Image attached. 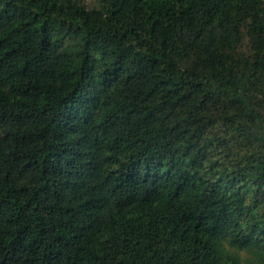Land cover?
Listing matches in <instances>:
<instances>
[{
	"label": "trees",
	"instance_id": "trees-1",
	"mask_svg": "<svg viewBox=\"0 0 264 264\" xmlns=\"http://www.w3.org/2000/svg\"><path fill=\"white\" fill-rule=\"evenodd\" d=\"M0 264H264V0H0Z\"/></svg>",
	"mask_w": 264,
	"mask_h": 264
},
{
	"label": "rangeland",
	"instance_id": "rangeland-1",
	"mask_svg": "<svg viewBox=\"0 0 264 264\" xmlns=\"http://www.w3.org/2000/svg\"><path fill=\"white\" fill-rule=\"evenodd\" d=\"M76 49L72 46V44H70L68 47H66V50H63V54L64 55H71L76 53Z\"/></svg>",
	"mask_w": 264,
	"mask_h": 264
}]
</instances>
